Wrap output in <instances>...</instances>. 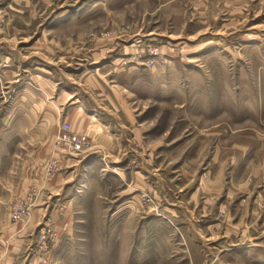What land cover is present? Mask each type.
Instances as JSON below:
<instances>
[{
  "label": "rangeland",
  "instance_id": "374dc122",
  "mask_svg": "<svg viewBox=\"0 0 264 264\" xmlns=\"http://www.w3.org/2000/svg\"><path fill=\"white\" fill-rule=\"evenodd\" d=\"M0 264H264V0H0Z\"/></svg>",
  "mask_w": 264,
  "mask_h": 264
},
{
  "label": "built area",
  "instance_id": "2783aa9c",
  "mask_svg": "<svg viewBox=\"0 0 264 264\" xmlns=\"http://www.w3.org/2000/svg\"><path fill=\"white\" fill-rule=\"evenodd\" d=\"M58 134L59 140L66 142L68 148L74 153H80L88 146L87 136L75 134L69 124L61 125Z\"/></svg>",
  "mask_w": 264,
  "mask_h": 264
},
{
  "label": "crops",
  "instance_id": "0c3cea01",
  "mask_svg": "<svg viewBox=\"0 0 264 264\" xmlns=\"http://www.w3.org/2000/svg\"><path fill=\"white\" fill-rule=\"evenodd\" d=\"M27 183L29 184V180H27ZM28 184H27V185H28Z\"/></svg>",
  "mask_w": 264,
  "mask_h": 264
}]
</instances>
